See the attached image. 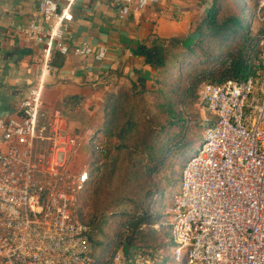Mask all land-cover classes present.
I'll list each match as a JSON object with an SVG mask.
<instances>
[{
	"label": "built area",
	"instance_id": "1",
	"mask_svg": "<svg viewBox=\"0 0 264 264\" xmlns=\"http://www.w3.org/2000/svg\"><path fill=\"white\" fill-rule=\"evenodd\" d=\"M76 2L41 0L35 17L15 25L27 44L42 46V67L19 104L21 116L0 111V264L95 262L80 209L96 173L90 153L95 158L103 149L44 100L56 51L95 61L108 53L105 45L71 43L67 30ZM110 3L124 19L161 0ZM256 22L261 32L247 76L204 83L198 91L214 122L187 159L167 208L172 254L185 264H264V0ZM86 144L89 155L81 159ZM161 258L136 254L125 264H160ZM114 262L123 264L122 251Z\"/></svg>",
	"mask_w": 264,
	"mask_h": 264
},
{
	"label": "trees",
	"instance_id": "2",
	"mask_svg": "<svg viewBox=\"0 0 264 264\" xmlns=\"http://www.w3.org/2000/svg\"><path fill=\"white\" fill-rule=\"evenodd\" d=\"M236 1L238 14L223 15L220 0H213L197 22L194 40L177 36L164 46L139 44L133 50L157 68L158 88L152 102L151 91L133 80L118 85L108 97L105 113L110 120L93 137L103 151L93 158L96 173L83 193L80 209L81 219L91 228L93 258V247L104 244L94 241L90 224L104 215L119 218L116 230L121 229L114 234L116 248L106 264H113L119 251L125 264L136 254L152 255L172 247L167 208L178 194L173 198L191 151L214 122L210 114L207 125L202 124L195 102L198 90L204 83L243 78L253 68L261 32L256 22L259 0ZM181 70L186 71L184 75ZM84 98L67 95L59 105L74 111ZM90 191L95 193L92 222L84 217Z\"/></svg>",
	"mask_w": 264,
	"mask_h": 264
},
{
	"label": "crops",
	"instance_id": "3",
	"mask_svg": "<svg viewBox=\"0 0 264 264\" xmlns=\"http://www.w3.org/2000/svg\"><path fill=\"white\" fill-rule=\"evenodd\" d=\"M40 1L0 0V111L6 116H21L19 104L41 73L42 46L27 44L15 26L36 16ZM208 5L197 0H161L123 19L110 0H77L67 30L71 43H88L94 48L105 45L108 53L102 61H95L56 51L47 73L46 105L57 107L64 96L78 94L85 96L82 112L97 115L108 94L129 78L144 88L153 87L157 68L133 50L139 44L164 46L171 37L196 39L197 22ZM86 157L83 151L81 158Z\"/></svg>",
	"mask_w": 264,
	"mask_h": 264
},
{
	"label": "rangeland",
	"instance_id": "4",
	"mask_svg": "<svg viewBox=\"0 0 264 264\" xmlns=\"http://www.w3.org/2000/svg\"><path fill=\"white\" fill-rule=\"evenodd\" d=\"M212 1L213 0H197V2L199 4H202L203 2H208V4H209L208 6L211 5ZM200 2H202V3H200ZM220 6H221L220 9H221V12L223 15L238 14V12H239V6H238V2L236 0H220ZM208 8L209 7H207V9H206V11L202 17H204L206 15ZM157 72H158V70H157ZM181 72L184 75L183 72H186V71L181 70ZM130 81H131V79L129 78L127 81H125V84H129ZM152 86L153 87H150V88H144L143 87L144 89H148L151 91V94L149 96V102H152L155 91L158 88V84L156 83V80H155V84L153 83ZM109 95L110 94H108L107 99L102 103V105L100 107V111L98 112L97 115L95 114L96 112L94 113V115H89V114L86 115V113L82 112V110H83L82 106H83L84 100H82L80 105H78V107L74 111H67L66 109H63L59 105L61 101L59 102L57 107H59L62 110V112L68 118L71 127L74 128L78 133H80L82 135L89 134V136H91V135L97 136L98 134H101V130L105 126L104 124L106 123L105 121L108 119V117L110 120V116L106 117V113H105V111L107 110V107H109V106H107L109 103V102H107ZM195 102H196V109L200 113V118H201L202 124L207 125L206 121L210 118V113L205 109V107L199 101V95L198 94H197V97L195 99ZM105 138H107V137H105ZM103 140H105V139H103ZM88 144H86V146L83 148V151L84 152L86 151L87 155H89ZM195 151H196V147L191 151V154L189 156L194 154ZM90 160L93 161V154L92 153H90ZM179 189H180V185H178L174 189L173 192L175 195L173 196V198L179 192ZM91 193H92L91 191L89 193L87 192L86 199L84 201V217L86 216L87 220H89V219L91 220V217L93 216L92 205H93V199L95 198V193L93 192L92 196H91ZM118 219L113 217V215H104L98 219L96 224H90L92 229H93L92 236H93L94 241H99V242H102L104 244V245L97 246V247L92 246L93 247L92 250L94 251V257L96 260L99 259V264H106L108 262V260H110V258H112V254L114 253V250L116 248V241H114L116 236L114 234L121 230V229H119L118 231L116 230V228H119ZM91 222H92V220H91ZM168 240L171 241L170 231H169ZM157 254L162 257L160 264H185L184 261H176V259L174 258L173 254H172L171 248L168 250L167 249L163 250L162 253L157 252ZM115 256H116V253L113 256V264H116L114 262ZM164 256H165V259L163 261Z\"/></svg>",
	"mask_w": 264,
	"mask_h": 264
}]
</instances>
